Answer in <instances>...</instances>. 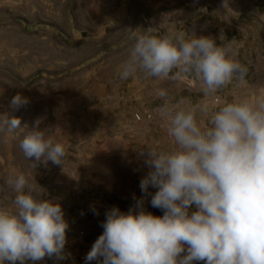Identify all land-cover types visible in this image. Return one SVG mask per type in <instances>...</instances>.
<instances>
[{
	"label": "clouds",
	"instance_id": "clouds-1",
	"mask_svg": "<svg viewBox=\"0 0 264 264\" xmlns=\"http://www.w3.org/2000/svg\"><path fill=\"white\" fill-rule=\"evenodd\" d=\"M155 31L149 28L136 36L120 65L121 80L137 71L164 80L194 75L206 97L234 76L243 82L246 69L230 55V42L218 46L206 36L152 35ZM156 95L165 100L159 115L175 147L140 150L149 171L139 187L163 215L147 212L143 197L127 212L115 206L107 210L86 264H264V95L254 102H226L211 113L206 102L186 105L181 100L168 106L165 89ZM27 103L17 94L9 106L18 110ZM198 113L210 115L207 124ZM40 124L37 119L20 149L35 161L33 167L49 161L63 165L65 146L46 138ZM23 128L28 127H21L20 118L0 114V134L7 133L0 142L7 143ZM5 186L13 195L11 209L0 207V264H36L46 256L65 259L69 224L61 204L44 199V189L24 174L9 177ZM149 186L157 191L149 193ZM193 205L196 210L190 213Z\"/></svg>",
	"mask_w": 264,
	"mask_h": 264
},
{
	"label": "crops",
	"instance_id": "crops-1",
	"mask_svg": "<svg viewBox=\"0 0 264 264\" xmlns=\"http://www.w3.org/2000/svg\"><path fill=\"white\" fill-rule=\"evenodd\" d=\"M224 3L225 0H0V24L3 25L0 48L9 50L4 57L15 70L19 68L26 74L33 67L36 74L47 75L60 68L71 70L75 47L85 49L96 44L104 56L102 64L107 80L121 82L122 89L114 104L116 119L111 123L106 120L104 128L119 130L120 139L132 158L134 123L131 118L140 107V96L153 98L156 91L165 89L167 103L172 96L183 94L186 105L193 102L197 105L203 98L207 99L194 75H181L175 80L170 76L164 80L137 71L134 77L120 79V65L128 58V50L136 36L149 28H156L152 35L185 32L186 39L194 34L213 38L218 46L231 43L230 55L246 69L243 82L234 76L231 83L212 95L219 98V103L209 106V113L226 102L240 99L254 102L264 95V0H227L228 7H223ZM242 3L244 8H240ZM62 49L67 51L66 55H59ZM177 71L174 69L173 74ZM108 101L106 98V106ZM132 173L129 179L133 182L124 187L141 192L140 180L148 172L138 174L135 183ZM148 191L154 194L157 189L149 186ZM147 212L163 215L158 208Z\"/></svg>",
	"mask_w": 264,
	"mask_h": 264
},
{
	"label": "rangeland",
	"instance_id": "rangeland-1",
	"mask_svg": "<svg viewBox=\"0 0 264 264\" xmlns=\"http://www.w3.org/2000/svg\"><path fill=\"white\" fill-rule=\"evenodd\" d=\"M240 6L244 8V3ZM74 50L71 70L62 71L60 68L52 74L40 75L33 71V67L26 74L19 68L15 70L4 57L9 50L0 48V114L18 117L21 127H28L17 130L7 143L0 142V207L11 209L13 194L5 186V181L24 174L30 183H38L44 189V199L61 204L69 224L67 242L78 247L82 241L87 246L85 250L90 251L94 243L91 239L98 238L103 232L101 225L107 210L115 206L127 212L134 208L137 199L147 195L124 187L133 182L129 179L131 172L135 183L138 174L149 171L140 150L155 147L167 151L174 149L175 145L166 133V122L159 115L165 102L156 91L153 98H149L150 95L138 98L140 107L134 113L150 111L152 120L133 122L134 157L131 158L120 139L119 130L104 128L106 120L111 123L116 119L114 104L122 90L119 87L121 82L107 80L102 64L104 56L96 44L87 45L85 49L75 47ZM66 52L62 49L59 55H66ZM17 94L27 98L28 103L13 110L9 104ZM106 98L109 100L107 106ZM214 98L218 97L208 96L203 102H208L210 107L217 105L219 98L217 103ZM185 99L184 94L172 96L168 104ZM205 117L199 116L198 119L207 124L210 117ZM37 119L41 120L40 130L44 131L46 138L51 137L65 146L63 165L49 161L46 165L41 163L33 167L35 161L26 158L20 149V141L32 130ZM112 182L116 184L112 185Z\"/></svg>",
	"mask_w": 264,
	"mask_h": 264
},
{
	"label": "built area",
	"instance_id": "built-area-1",
	"mask_svg": "<svg viewBox=\"0 0 264 264\" xmlns=\"http://www.w3.org/2000/svg\"><path fill=\"white\" fill-rule=\"evenodd\" d=\"M214 102H218V98H214ZM132 120L134 123H142V122H150L152 120V112L150 111H143V112H135L132 116ZM144 199V209L152 210L153 207L151 206L150 199L147 195L142 196ZM141 197V198H142ZM195 206H191L190 213L192 211H195ZM82 235V233H80ZM79 236V238H83L82 236ZM86 244H84L82 241H80V245L77 247L75 244H72L70 242H67L65 245V253L69 254L67 257L63 260H57L55 257L49 258L45 257L41 261H37L36 264H86L85 257L86 254L89 251H86ZM87 264H99L98 261H91L87 262Z\"/></svg>",
	"mask_w": 264,
	"mask_h": 264
}]
</instances>
